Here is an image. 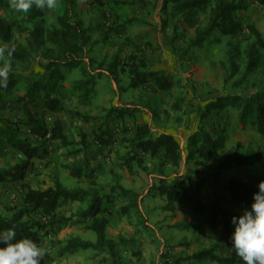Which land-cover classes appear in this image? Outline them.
Segmentation results:
<instances>
[{
	"label": "rangeland",
	"instance_id": "374dc122",
	"mask_svg": "<svg viewBox=\"0 0 264 264\" xmlns=\"http://www.w3.org/2000/svg\"><path fill=\"white\" fill-rule=\"evenodd\" d=\"M133 1L135 2V0ZM133 1L73 0L72 17L74 20H82V26L88 30L89 39L84 48V59L93 73L98 71L106 72L105 70L109 66L115 52L119 53L122 65L132 52V49L128 47L125 41L127 38L126 30L131 32L130 37H132L133 35L131 34H134L135 30L145 27L142 26L144 24L141 21L137 22V18L127 13V9L133 5ZM139 1L140 3L144 2L143 0ZM235 1L240 2L243 6L242 9L234 12L235 17L241 23L242 29L234 35L228 36L216 32L210 33L204 38L202 44L194 49L195 52L185 53L182 55L183 57L178 58V70L180 72L175 73L176 70L173 68V73L169 75L173 85L172 88L174 89L171 97L174 99L176 106H179V111H176L175 116H178L180 111L183 112L184 125L188 135H184V132L183 139L177 138L183 153L182 160L176 171H172V173L166 171L167 173L164 174L165 178L171 180L166 179L165 181L171 183L179 175H184L189 170L196 168L200 175L207 180V184L202 189V200L204 202L208 201L214 186L219 188L217 183L221 181V176H224V178L242 175L259 177L264 174V136L258 134L251 124L254 117L253 99L257 96H264V51L254 44V37L247 29V25L254 27L264 39V9L257 6L253 0ZM64 10L65 4L63 0H57L55 8L47 9L43 13L42 24L47 29L57 28V16L63 14ZM27 14V12H17L12 8V12L8 15L11 19L18 22L14 32V45L24 44L26 37L25 28L33 26V21L27 17ZM207 18L208 13L198 11L190 23L183 24L178 21L177 27L184 31L183 36L186 38L182 40L180 47L184 48L185 43L188 44L187 40L194 35L195 28L202 29L205 27ZM39 20L37 19V21ZM132 23L133 26H130ZM125 25L130 27L124 28L126 27ZM159 28L156 26L155 31L157 34H162ZM130 40H134L133 37ZM147 51V56L153 53L151 50ZM250 58H253L255 66L247 69ZM230 59H232V65ZM154 63L155 61H150L152 66L155 65ZM1 64H8V62L1 58ZM45 64L44 59L35 55L31 61L15 63L12 67V70L19 78L15 88L10 92L4 93L0 102V168L11 166L21 160L18 152L11 147L8 141L10 134L26 140L30 144L38 142L28 133L27 128L24 126L25 115L22 109V101L19 98H24V102H26L29 109L37 114L45 122L46 126L51 127L54 120L61 122L63 132L64 134L66 133L67 140L69 137L71 145L65 146L66 152L64 150L59 151L58 148L57 150H51V147L47 154L41 157L38 166L31 162L29 167L31 173L27 171L23 181L0 182V213L7 214L9 207L19 204L23 188L28 186L24 182L26 177L27 181L37 177V180L34 179L30 184L40 189L52 186L56 179L68 189H88L91 188V182H93L94 185H92L93 189L91 190H96L102 200V204L109 206L110 210L115 212V215L112 216L115 220L111 222L108 233L115 236V252L120 264H176L174 263L175 259L181 260L177 264H217L210 260L185 261L187 257L196 252L210 249L213 244L219 242V237L216 233H206L205 227L200 232L192 230L178 231L175 229L173 222L187 223L195 218L181 205L177 206L173 212H160L158 209L165 204V201L161 197L158 198L155 192H152L154 189L153 187L151 188V185L156 186L159 182L154 180L151 183L150 179L153 177L148 172L140 170L142 173L140 178L142 179H140L139 183L138 198L139 207L145 213L143 219L150 227L147 229L143 228V219L135 209L129 208L126 214L122 213L120 208L125 204V201L115 199L114 203L107 202L106 194H108L110 187L99 185L97 177L93 173V177H89L91 171H96L97 167L102 164L96 160L97 155L95 154H99L96 150L91 151L90 155H88L91 144L87 145L86 139L81 141L83 134L81 130H83V127L77 125V123H90L91 127L87 128H92L91 131H100L99 129L109 128L110 121L112 124L115 122V125L110 127L113 130H119V137L115 136L113 141L110 140L112 147L109 149L113 150L116 155L117 163L115 162V164H119V159L128 151V142L121 140V143L113 144V142H117L118 138L120 139V130L123 128L120 124L122 118H119L117 114L122 112L124 116L126 115L130 119L131 117L127 115V112L120 111V107H126L124 106L126 102H121V94L114 89L110 79L116 85L117 81L122 85L125 81L129 82L127 73L118 72L114 78L105 76L97 79L95 84L97 93L93 94L90 108L85 110L84 107L80 106L78 100V96L82 92L77 90L78 82L83 80V62L78 65L61 66L60 72L64 78L63 82L58 86V90L63 94L60 103L61 109L56 113H49L43 110L41 95L31 98L26 93L29 83L44 73ZM145 92L148 91L140 90L142 94ZM216 101L220 104V107L205 115L203 126L208 131L223 136L224 151H231L236 143H241L243 150H259L262 152V156L258 161L247 166L228 169L220 177H214L212 172L204 165L194 166L192 162L185 163L186 141L199 125L197 108L204 110L206 104L215 103ZM141 102L146 103L144 100ZM122 103L123 105H121ZM245 104L248 107L244 114V121L241 122L240 114ZM145 106L150 107L149 103H146ZM74 111H78L85 119L80 116H74L72 114ZM102 133L104 134L102 135L103 138H106L105 132L102 131ZM74 135L79 136L80 139L76 141ZM90 137L93 140V136L91 135ZM44 146L46 148L49 147L47 144ZM58 151L59 153H57ZM82 152L83 154H81ZM103 154L105 153H100V156H103ZM65 156L68 158H65ZM219 159V156L215 157L212 163H216ZM36 167H39V170H43L39 175H36L33 171ZM71 167L81 169V176L71 175L69 171ZM146 167L149 171L154 167V164L146 162ZM54 168L55 170H53ZM114 179L112 177L113 182ZM148 193L151 195L146 196ZM88 200V197H86L83 202H65L58 209V213L65 218H70V220L75 217L74 222L77 223L79 222V212L86 208ZM223 204L226 208L232 209L237 213H242L243 209L246 208L242 206L234 207L229 202H223ZM85 235H89L93 239L96 238L93 232H86ZM220 249L223 248L221 247ZM80 252L88 255L94 253L92 250H81ZM143 252L145 256H143ZM219 252L220 250L214 251L216 254ZM49 257L52 259L51 256ZM100 260L105 262L104 257H100ZM61 261V264H67L63 260ZM40 264L52 263L50 259L44 257L41 259ZM237 264H242L240 259Z\"/></svg>",
	"mask_w": 264,
	"mask_h": 264
},
{
	"label": "trees",
	"instance_id": "16d2710c",
	"mask_svg": "<svg viewBox=\"0 0 264 264\" xmlns=\"http://www.w3.org/2000/svg\"><path fill=\"white\" fill-rule=\"evenodd\" d=\"M253 2L264 9V0H253ZM63 3L65 4L64 13L57 16L58 27L54 29H47L42 24L41 18L47 9L41 10L33 6L27 12V17L33 21V26L25 28V43L14 45V32L18 22L8 16L12 12L9 0H0V46L7 45L14 49L10 57L7 55L0 57V65H2L1 58H4L10 65L7 87H0V102L4 93L12 91L18 83L19 76L14 73L12 67L15 63L31 61L35 55L45 60L44 73L29 83L26 93L31 98L41 95L43 110L49 113H56L61 109L60 103L63 94L58 90V86L64 78L60 67L78 65L81 62L84 64V70L82 71L83 80H80L77 86V90L82 92L78 96L79 104L85 105L89 102L97 79L103 76L114 78L118 72L127 73L130 88L151 93L170 92L173 85L164 71L150 69V61L154 60L150 54L146 55L147 50H150L148 47L150 44H136L128 37L125 41L132 52L127 56L125 63L122 65L119 53L115 52L106 72L93 73L84 59V48L89 39L88 30L82 26L81 21L73 19V0H63ZM242 8V4L235 0H162L160 9L162 24L159 31L166 39V43L175 40L182 42L186 38L183 36L184 31L177 27L178 21L183 24L190 23L198 11L208 13L205 27L195 28L194 35L187 40L188 44L185 43L184 48L182 46L178 48L180 51L178 57H183L182 55L191 49L199 47L204 38L212 32L228 36L240 31L241 23L235 17L234 12ZM37 19L40 20L37 21ZM142 23L148 24L145 21ZM247 29L254 37V44L264 51V39L260 33L250 25H247ZM230 61L232 65V59ZM254 66V60L250 58L247 69ZM19 100L22 101L25 115L24 126L38 142L30 144L28 141L10 134L8 141L11 147L18 152L21 160L11 166L0 168V182L23 181L31 165V160L47 154V148L44 145H49L50 141L58 142L61 147L71 145L63 132L61 122L54 120L51 127L46 126L45 122L29 109L24 98H19ZM253 102L254 117L251 124L258 134L264 136V96L255 97ZM219 107L220 104L216 101L206 104L204 110L197 108L199 125L186 141L185 163L192 162L194 166L204 165L214 177H220L228 169L250 165L262 156V152L259 150H243L241 143H236L231 151H224L223 136L214 134L203 126L205 115ZM247 107L245 104L241 111V122L244 121ZM120 108V111L127 112L131 119H136L134 114L136 107ZM172 108L179 111V106H176V103L172 105ZM72 114L85 119L78 111H74ZM117 115L119 118H124L122 112H118ZM107 129L91 131L96 144L109 146L112 135ZM102 131L105 132L106 138H103ZM129 132L127 127L120 130L122 141L128 142V151L119 159L120 165L124 166L129 174L133 173L134 165L143 172L156 173L158 176H164L166 170H177L183 153L179 142L172 134L161 132L154 136L147 124L137 123L133 126L131 136ZM85 139L84 134L81 136V141ZM217 156L220 159L216 163H212V160ZM146 162L154 164V167L149 171ZM69 171L73 176H81V169L71 167ZM94 172L91 171L89 177H93L92 173L94 174ZM165 180L166 178L159 177L157 179L159 183L156 186L151 185V188L153 187L154 191L165 201L161 210L173 212L174 205L178 203L195 217L187 223H176L175 227L182 231L199 232L205 227L206 233H216L219 237V242L213 244L210 249L196 252L187 257L185 261L210 260L217 264H237L240 258L230 248V237L234 231L231 218L233 215L238 216L242 213L226 208L223 202H229L234 207H250L253 193L258 191V184L264 180V174L259 177L242 175L224 178L221 176V181L217 183L219 188L215 186L212 188L207 202L202 200V189L207 184V180L200 175L196 168L189 170L184 175H179L171 183H167ZM91 183V188L88 189H68L56 179L52 186L45 189L24 187L19 204L9 207L7 214L0 213V231L14 228L17 239L30 238L41 247L45 240L52 237L57 227L63 228L70 221V218L58 214L57 210L65 202H83L84 198L88 197V205L79 212V222L95 234V242L83 241L78 237L70 238L65 242L59 241L56 243L59 246L56 257L61 258L64 254L70 255L78 250L92 249L97 254L106 253L109 264H120L115 252V244L107 237L106 233L109 227L107 217L111 214V210L107 207L102 208V200L96 190H91L94 185L93 182ZM106 195L109 203H113L115 199L125 201V204L120 208L122 213L126 214L127 210L132 208L143 219L139 209V194L133 189L121 186L116 177ZM142 226L148 228L144 219ZM2 246L4 245L0 244V247ZM223 246L228 247L231 251L226 257L214 253L215 250H219ZM49 256L46 251L44 257L55 264L53 258L51 259ZM180 262L181 260L178 259L174 261L176 264Z\"/></svg>",
	"mask_w": 264,
	"mask_h": 264
},
{
	"label": "crops",
	"instance_id": "0c3cea01",
	"mask_svg": "<svg viewBox=\"0 0 264 264\" xmlns=\"http://www.w3.org/2000/svg\"><path fill=\"white\" fill-rule=\"evenodd\" d=\"M132 1L133 0H130V2H132ZM143 1H144L143 3H140L139 0H135V2L133 1L134 2L133 5L130 6L129 9H127V13H129L130 16L137 18L136 19L137 22L138 21H141V22L147 21L148 22V24L142 25V26H145L143 29L141 28V29L135 30L136 32L134 34H131V35H133L132 37L134 39L131 41H133L136 44H145V43L150 44L148 47H150L151 48L150 50L153 51V53H150V55L154 58L153 61H155V63H154L155 65H153V66L151 65V70H163L165 75L167 76V78L170 80L169 75H170V73H173V68H174V70H176L175 73L180 72L178 70V63H179V61H178L179 57L178 56L180 54V51L178 50V48H180V45L182 42L180 40H175V41H170V42L166 43V39L163 37V35L157 34V32L155 31L156 26L160 27L162 24V19L160 17V14H161L160 9H161L162 0H143ZM120 18H122V16H120ZM149 23H151V24H149ZM130 26H133V23ZM130 26L127 25L124 28L130 27ZM126 31H127L126 37L132 39V37H130L131 32L128 30H126ZM125 47H127V46L125 45ZM194 49L195 48L191 49L188 53L195 52ZM128 50H130V49H128ZM103 77H105V76H103ZM110 81L113 83L114 89H116L117 92H119L121 94V97H122L121 102H126V103H124V106L136 107V111L134 112L136 119H130L126 115L125 116L123 115L124 118L121 119V121H120V124L123 127L128 128V130L130 131L129 132L130 136L133 133V126L135 123L147 124L149 126V128L152 130L154 136L158 135L161 132L169 133V134H172L177 140L178 137L183 139L184 135H186V134L188 135V131L185 129V125H184L185 119L183 116V112L180 111V114L178 116H175L176 111L173 110V108H172V105L174 103V99L171 97L173 95V91H174L173 88L170 90V93L172 92V94H170L169 92H157V93L145 92L142 94V93H140V90L135 89V88H130L129 82H127V81H125V83H123L122 85L119 84L120 83L119 81H117V85L111 79H110ZM118 84H119V86H118ZM96 93L97 92L95 90V85H94V90L91 94V98L89 99V102L85 105L80 104V106L84 107L85 110L90 108V106L92 104L93 94H96ZM167 93H169V94H167ZM142 100L146 101V103H149V106L151 108L148 106H145L146 103L141 102ZM127 102H129V103H127ZM121 105H123V103ZM77 125L83 127V130H81L83 134L80 133V131H79V133L82 135L85 134V137L87 140L86 144L87 145L91 144L89 146L88 155H90L91 151H94V150H96L99 153V154H95V155H97L96 160L99 161L100 164H102V165L97 167L96 171L94 172L95 177H97L98 184L99 185H107L108 187H110L113 184L112 177H114V178L116 177L118 183L121 186H123L126 189H133L136 193L139 194V185H140L139 183H140V179H142V178H140L141 174H142L141 173L142 170L134 165L133 166V173L129 174L127 169L124 166L120 165V163L115 164V162L117 163L116 155H115L113 150L109 149L112 147L111 144H109V146L107 148L105 146H100V145L96 144L92 140V138L90 137L92 128H87V127H91L90 123L79 122V123H77ZM113 125H115V122H114V124H112V122L110 121L108 131L112 135V137L110 138L111 141H113L115 139V136L119 137V135H118L119 130L118 129L113 130V128L110 127V126L113 127ZM184 132H185V134L183 135ZM74 139H76V141H78L80 139V137L79 136L77 137L76 135H74ZM121 140H122V137H120V139L118 138L117 142H113V144H115V143L119 144V143H121ZM68 141H70L69 137H68ZM72 146H74V145H72ZM77 147H79V146H77ZM48 148H47V151H49L50 148H51V150H54V149L57 150V148L59 149V151H62V150L65 151L66 150V147H63L64 148L63 149L62 147H60L59 143L56 141H50ZM59 151L57 153H59ZM100 153L101 154L105 153V154H103V156H100ZM81 154H83V152ZM65 158H68V157L65 156ZM40 159L41 158H34L31 160V162L34 163V165L38 166V162ZM53 170H55V168ZM30 171H31V169L29 168L28 172H30ZM33 171L36 175H39L40 172H42L43 170H39V167H36L33 169ZM166 171L172 173L171 170H166ZM166 171H165V173H167ZM150 176L153 177L150 179L151 183L154 180H157L159 177H161V178L166 177V176H158L156 173H150ZM138 177H139V179H138ZM34 179L37 180V177H34L31 181L30 180L27 181V177H26L24 182L27 183V185L29 187L37 189V187L35 185L30 184L33 182ZM167 180H171V179H167ZM152 192H155V191L152 190ZM155 193L157 194V197L160 198L158 193L157 192H155ZM148 195H151V194H149V193L146 194V196H148ZM138 201H139V199H138ZM179 205H181V204L176 203L174 205V211H175L176 207ZM181 206H183V205H181ZM105 207L110 208L109 206H105L102 204V208H105ZM161 207L158 209L160 212H163V213L168 212L169 213V211L161 210ZM139 209L144 216L145 215V213L143 212L144 210L142 211L140 207H139ZM184 209H185V207H184ZM57 212H58V210H57ZM114 215H115V212L113 210H111V214L107 217L109 220V227L111 226V222H113L115 220V218L112 217ZM162 215H164V214H162ZM74 219H75V217H73L69 221V223L63 228L57 227L54 231V234H52V237L49 240H45L43 242V245L41 246V248L45 249L48 252V254L53 258L55 264H61V262H62L61 260H63V262L67 263V264H109L108 255L106 253L97 254V252L95 250H92V249H89V250L94 251V253L89 254V255L83 254L80 252L81 250H78V251H76L70 255L64 254L61 258L56 257L57 256L56 254L58 251V244H56V243L59 241L65 242L66 240H68L70 238L78 237L83 241L95 242V239L91 238L89 235L88 236L85 235L86 232H92V231L87 230L84 227V224L81 222L80 223L77 222L78 223L77 224L76 222H74L75 221ZM179 222L180 221L173 222V227L175 229H177L178 231H182V230L176 228L174 225V224L179 223ZM108 228H107V232H106L107 237L109 239H111L115 244V236L108 233L109 232ZM148 228H150V227L148 226ZM201 231H202V229H201ZM62 237H64V238H62ZM116 245H117V242H116ZM222 248L223 249H219L220 254L218 253L217 255L223 256V257L228 256L231 252L229 250V248L226 246H223ZM143 254H144V252H143ZM53 255H54V257H53ZM143 256H145V254ZM100 257H104L105 262H102L100 260Z\"/></svg>",
	"mask_w": 264,
	"mask_h": 264
},
{
	"label": "clouds",
	"instance_id": "9594fccd",
	"mask_svg": "<svg viewBox=\"0 0 264 264\" xmlns=\"http://www.w3.org/2000/svg\"><path fill=\"white\" fill-rule=\"evenodd\" d=\"M17 12H28L33 6L38 9H53L57 0H9ZM14 49L0 46V57L11 56ZM10 65H0V87H7ZM231 223L230 248L240 258L242 264H264V180L253 193L250 207L242 214L233 215ZM0 264H40L46 250L30 238H16L14 228L0 231Z\"/></svg>",
	"mask_w": 264,
	"mask_h": 264
}]
</instances>
